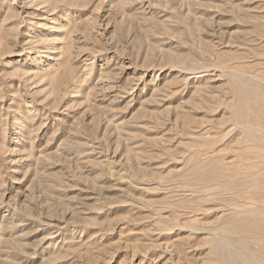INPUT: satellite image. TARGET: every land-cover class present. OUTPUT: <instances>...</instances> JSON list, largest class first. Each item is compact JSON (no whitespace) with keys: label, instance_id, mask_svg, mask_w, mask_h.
Instances as JSON below:
<instances>
[{"label":"rangeland","instance_id":"374dc122","mask_svg":"<svg viewBox=\"0 0 264 264\" xmlns=\"http://www.w3.org/2000/svg\"><path fill=\"white\" fill-rule=\"evenodd\" d=\"M0 264H264V0H0Z\"/></svg>","mask_w":264,"mask_h":264}]
</instances>
